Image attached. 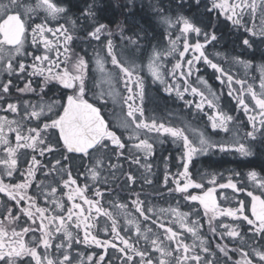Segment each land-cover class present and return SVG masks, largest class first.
<instances>
[{
	"label": "snow or ice",
	"instance_id": "6c2138e0",
	"mask_svg": "<svg viewBox=\"0 0 264 264\" xmlns=\"http://www.w3.org/2000/svg\"><path fill=\"white\" fill-rule=\"evenodd\" d=\"M136 4L126 0V21ZM149 7L167 46H152L138 25L113 28L98 0H0V264H264V175L218 182L190 170L212 150L247 158L264 149V63L209 51L226 35L253 55L264 46V0ZM146 43L151 83L164 100L181 102L194 118L203 114L213 133L229 138L217 141L171 113L146 116L144 67L135 59ZM201 65L218 74L233 108L200 75ZM93 68L107 90L95 91ZM89 95L119 106L115 123ZM165 143L177 152L158 176ZM181 201L190 211H180ZM166 217L183 231L166 226Z\"/></svg>",
	"mask_w": 264,
	"mask_h": 264
},
{
	"label": "rangeland",
	"instance_id": "374dc122",
	"mask_svg": "<svg viewBox=\"0 0 264 264\" xmlns=\"http://www.w3.org/2000/svg\"><path fill=\"white\" fill-rule=\"evenodd\" d=\"M103 1L104 0H98L100 5H102ZM110 1L113 2L114 4H116L117 7H119L121 11H125V12L127 11V8L124 7L126 0H110ZM89 2H91V0H89ZM155 3H156V0H138L139 6L137 7V4H136L135 11H136V9L141 8L145 12L143 17L146 19V21L147 22L151 21L152 24H157L158 27H160L158 22L155 19H153L152 15H151L152 9L149 7L150 4H155ZM201 11H202V9H201ZM122 21H124L122 17L116 16V18L114 19V23L111 26L113 28H115L116 25L120 24ZM106 22H108V21H106ZM160 29L162 31H164V29H162L161 27H160ZM165 36H166V38H165V40L163 42H161V44H167L168 38H167L166 34H165ZM157 42L160 43L159 40ZM227 43H229V45L231 47L230 49L227 48V50H229L228 52H232L233 54H240L242 59H250V60H252L254 66L259 65L261 63H264V46L263 47L259 46L258 48H256L254 50V53H257V51L258 52L262 51L260 60H257V59L253 60L251 58V56H252L251 54L253 53V51H247L246 52L243 48H241L239 46V42L238 41H235V43H234V41H227ZM153 46H157V45L155 44ZM146 49H147L146 51L142 50L140 52H137L135 54V59H136V63L137 64H141L144 67V70L140 73V75L143 76L144 79H145V85H146V98H145V100L148 101V102H151L152 104H154L157 107V109H155V108L150 109V107L148 105H146L145 114L146 115L154 114V115H158V116H163V115H167L168 113H171L173 117H177L178 116L180 119L184 120L185 123H190L193 127H196L198 129L204 130L206 135H211L212 138L217 140V141H223V140L229 138V134L228 133H224V132L219 131V130H217L218 131V135L216 133H213L212 130L210 129V127L206 126V124H205L206 116H205L204 120L200 118L199 119L200 121L197 120L198 117L187 118L183 114V112L181 111V110H183L181 102L176 101V102H178V103H176V102H173L171 99L167 100L166 102L163 99L161 100V97H160L161 93L156 92L153 89L154 87H157V85H154V84L151 83V74L147 70V64H148V61H149V59L151 57V48L148 47ZM171 59L172 58L169 57V60H171ZM171 66L172 65L170 63L168 65V67L171 68ZM106 68H107L108 71H111V72H115L116 71L114 66H112L110 63L106 65ZM203 69H204V67H203ZM239 71L240 70L237 68L236 72H239ZM92 72L95 73V84L97 85V87L95 88V91L98 92L101 89L107 90L109 86H108L107 83H105V82H103L101 80L100 73L96 72V70L94 68L92 69ZM254 74L258 76V73H254ZM216 75H218V74H214L213 77L215 78ZM208 84L210 85L209 82H208ZM116 87L120 88L121 86L119 84H116ZM133 87H134V90H135V86H133ZM211 87H212V90L216 91L218 95H221L222 104H224V102H226V104L228 105V109H231V108L234 107L235 102L231 98L226 97V95H224L221 92V90H219V92H218L217 90H215L213 88V86H211ZM224 91L226 92V89ZM206 95H207V92H206ZM89 97L92 98L91 95H89ZM209 98H211V97H209ZM107 104L111 105L110 117L115 123L117 117L120 115L119 106H116L115 107L116 111H114V106L110 102L107 103ZM210 111L211 110H209L207 108V112L210 113ZM184 112H186V111H184ZM113 113H115V115H113ZM199 116L202 117L203 114H200ZM181 126H183V125H181ZM190 139H192L191 136H190ZM170 145L174 146L172 144H170ZM159 149H158V156L157 157L160 159V161L158 160V164L155 167L156 174L158 176H160L163 173V171L165 170L166 165L164 163V160L166 158H168L169 156H175L174 154H172V153H170V152H168L166 150H162V149L159 150ZM220 153H226V152H220L219 150H212V151H209L206 155H203V157L205 159L206 158H211V157H214V156H216V155H218ZM229 153H234L233 154V158H235V159H233V160H242L243 161V165H244L243 168H247V169L243 170V174H241V176H240L242 178V180H244L245 177H246V174L249 171H252V170H255L258 173H260L261 175H264L258 169V167L264 169V149L257 148L256 155L254 157H247V158L246 157H241L238 153H235V152H229ZM197 157H201V156H197ZM224 158H226V159H224L223 161H228V158L226 156ZM167 167L171 168V170L173 171V168H174L173 167V162L169 161ZM201 167L202 168H200L198 176L207 177L208 174L211 173V174L217 175V178H219V175L217 174V173H219V174H222V176H223L222 182L225 181L226 179H229V177H231V175L237 170V169H235L233 167H222L223 170H224L223 172L216 170L217 173H215V171L211 172V171L208 170V169H210V168H208V165L207 166H201ZM220 178H221V175H220ZM158 187H159V185H158ZM247 187H249L250 190L254 192V194H260V191L255 192V189L252 187L250 182L247 183ZM0 197H2V194H0ZM158 203H162V202L157 200L156 204H158ZM170 203L172 204L173 207H176V204H175L174 201L170 202ZM163 206L167 207L168 205L164 204ZM179 208H180L181 212L190 211V209L184 203H180ZM164 219L169 221L168 222V226L173 227L174 230L183 231L182 229L179 228L178 224L173 222V218L166 217ZM186 236H190V234H186ZM188 239H189V243H191V239L190 238H188Z\"/></svg>",
	"mask_w": 264,
	"mask_h": 264
},
{
	"label": "flooded vegetation",
	"instance_id": "af4514ba",
	"mask_svg": "<svg viewBox=\"0 0 264 264\" xmlns=\"http://www.w3.org/2000/svg\"><path fill=\"white\" fill-rule=\"evenodd\" d=\"M114 4V3H113ZM115 5V10H113V12H111V15H116V16H118V17H122L123 18V20L125 21V22H127V23H131V24H135V25H138L139 27H142V28H144V29H147V35H148V39H149V41L151 42V45L153 46V45H158V44H160L161 45V47H164V46H167V44H161V42H163L164 40H165V38H166V36L164 35L163 37L160 35V33L162 32V30L160 29V27H158V25L157 24H154L155 25V27L153 28L151 25H150V23L149 22H147L146 21V19L143 17V15H144V11L141 9V8H138V9H136V14H135V16L134 17H131L130 18V21H126V18L122 15V12H125V11H121L120 10V8L119 7H117V5L116 4H114ZM102 7L104 6V4H103V2H102V5H101ZM203 11V10H202ZM138 17V18H137ZM201 19H202V21L205 23V24H207V23H209L210 21H209V18L208 17H201ZM208 20V21H207ZM114 23V22H113ZM112 23V24H113ZM221 30H223V29H221ZM142 35H143V33H142ZM160 41V43L159 42H157V41ZM227 41H238L237 40V38H236V36H233V35H226V37H225V40L222 42V47H218L217 49H215V50H212L211 48H209V51L211 52V51H229V50H227V48L228 49H230L231 47H230V45H229V43H227ZM263 47V46H262ZM146 48H148V46H147V43H146ZM251 54V53H250ZM261 54H262V51L261 52H258L257 51V53H254V55H253V53L251 54L252 56H251V58L253 59V60H260V58H261ZM211 58V57H210ZM222 66H224V67H227L226 65H222ZM203 67H204V69H203ZM236 70H237V68L236 67H234L233 69H232V71L233 72H236ZM214 74H217V73H215V71L213 70V69H211L210 67H207V66H205V65H201V72H200V75H202V77H203V79H205V80H207L209 83H210V85L211 86H213V88L215 89V90H217L218 92H219V90H221L222 88H223V86L222 85H220V83L213 77V75ZM156 92H158L157 91V87H154L153 88ZM59 93H56L55 92V90H54V92H53V95H58ZM161 100L163 99L164 100V98H163V95L161 94ZM86 98H88L89 99V102L91 103V102H95V104H96V106L97 107H100L101 108V111L102 112H106L107 114H108V116L110 117V109H111V105H109V104H101L99 101H94L93 100V98H91V97H86ZM226 100V99H225ZM166 102V101H165ZM176 103H178V102H176ZM175 103V104H176ZM224 104L225 105H227L226 104V102H224ZM146 105H148L149 107H150V109H152V108H155V109H157V107L154 105V104H152L151 102H148V101H146L145 100V107H146ZM175 106V105H174ZM176 107V106H175ZM227 107H228V105H227ZM179 108V107H178ZM114 111H116V108L114 107ZM182 112H183V114L187 117V118H192V116L186 111V112H184L183 110H181ZM205 111L207 112V107H205ZM147 116V115H146ZM11 118V117H10ZM111 118V117H110ZM203 119L204 120V118H205V116L203 115L202 117H200V116H198V119L197 120H199V119ZM109 122H110V126H111V124H113L114 123V121L112 120V119H109L108 120ZM200 121V120H199ZM159 149V148H158ZM160 149H162V150H166V151H168V152H170V153H172V154H174V155H176V152H177V149H176V147L175 146H171L169 143H165L164 145H163V147L162 148H160ZM159 149V150H160ZM158 151V150H157ZM233 154L234 153H220V154H218V155H216V156H214V157H211V158H204L203 157V155L201 156V157H195L194 159H193V163H192V165L190 166V170H194V175H199V170H200V168H202L201 166H207L208 165V168H210V169H208L209 171H211V172H214L215 171V173H217L216 172V170H218V171H221V172H223L224 170H223V168L222 167H233V168H235V169H237L235 172H240L241 174H243V170L244 169H247V168H243V161L242 160H233V159H235V158H233ZM223 156V157H222ZM227 157L228 158V161H223L224 159H226V158H224V157ZM158 160L160 161V159L157 157L156 158V165L158 164ZM198 168V169H197ZM252 168V167H251ZM258 169H259V171L262 173V174H264V171H262V168H260V167H258ZM173 171H175V168H173ZM234 172V173H235ZM203 173V172H202ZM233 173V174H234ZM218 175H219V178H217V180H218V182H222V180H221V178H220V174L219 173H217ZM231 175V177L233 178V180L235 181L236 179H240V180H242V178L241 177H234V175ZM206 175V174H205ZM38 176H39V173H38ZM227 180L228 179H226L225 181H223V182H227ZM7 182V181H6ZM248 190H250V188L248 187ZM31 191V190H30ZM193 191H197V192H199L200 190H193ZM228 191H230V190H228ZM251 191V190H250ZM257 191H259V189H255V192H257ZM256 195H259V194H256ZM219 198V197H218ZM240 198H242V199H244L245 200V204L246 205H248L249 204V201H250V197H246L245 196V194H243V193H241L240 194ZM154 203H157V201H154ZM181 203H183V201H181ZM158 205H161V206H163L164 204L163 203H158ZM131 207V206H130ZM222 219H227V218H222ZM168 220H166V219H164V223H165V225L166 226H168ZM171 227V226H170ZM153 230L154 231H159V232H163V230L162 229H157L156 228V226H153ZM163 238V237H162ZM25 240L27 241V237H25ZM186 242H188L189 243V239H186ZM237 258H239V257H237Z\"/></svg>",
	"mask_w": 264,
	"mask_h": 264
},
{
	"label": "trees",
	"instance_id": "16d2710c",
	"mask_svg": "<svg viewBox=\"0 0 264 264\" xmlns=\"http://www.w3.org/2000/svg\"><path fill=\"white\" fill-rule=\"evenodd\" d=\"M104 4V8H105V12L104 15L107 18L106 21H112L114 22V19L116 18V15H111V12H113V10L109 9L110 7L113 8L115 7V5L113 4V2H111L110 0H104L103 1ZM139 6L138 4V0H137V7ZM138 18V17H137ZM105 21V22H106Z\"/></svg>",
	"mask_w": 264,
	"mask_h": 264
},
{
	"label": "bare ground",
	"instance_id": "6f19581e",
	"mask_svg": "<svg viewBox=\"0 0 264 264\" xmlns=\"http://www.w3.org/2000/svg\"><path fill=\"white\" fill-rule=\"evenodd\" d=\"M109 9H111V10H115V7H113V8L110 7Z\"/></svg>",
	"mask_w": 264,
	"mask_h": 264
}]
</instances>
